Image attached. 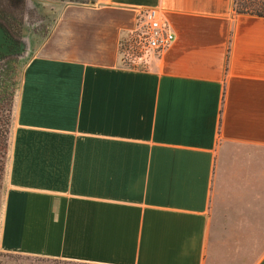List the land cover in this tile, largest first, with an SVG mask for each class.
I'll return each instance as SVG.
<instances>
[{
	"label": "crops",
	"instance_id": "1",
	"mask_svg": "<svg viewBox=\"0 0 264 264\" xmlns=\"http://www.w3.org/2000/svg\"><path fill=\"white\" fill-rule=\"evenodd\" d=\"M90 1V0H89ZM64 1L12 97L0 251L264 264V17L231 0ZM171 45L119 64L138 10Z\"/></svg>",
	"mask_w": 264,
	"mask_h": 264
},
{
	"label": "rangeland",
	"instance_id": "2",
	"mask_svg": "<svg viewBox=\"0 0 264 264\" xmlns=\"http://www.w3.org/2000/svg\"><path fill=\"white\" fill-rule=\"evenodd\" d=\"M64 1L69 0H33L29 4L28 10L25 12L24 6L22 10L21 17L19 18L18 24H19V31H16L14 28H10L12 31H15L17 34L24 35L26 32H31V29L34 25H41L42 32L40 34H31L30 40H32V43L36 41L39 37L43 36V34L47 31V28L49 27L50 23L53 20L54 14L52 11L53 7H58L55 5L56 3H62ZM25 5V0H24ZM34 16L30 19V14ZM34 20L32 23L31 21ZM43 30H45L43 32ZM122 42L118 46V60L119 64L126 67H143L146 65V60L149 58L150 54H156L151 50L145 49L142 47L141 44H138L137 42L134 43V40L130 41V44H127V42ZM28 54V53H27ZM26 54V56H27ZM24 58L20 57L18 62L14 65V72L13 75L10 76L11 82H13L12 85V97L15 92V88L19 81V76L21 72V68L24 62ZM6 73V72H5ZM6 75V74H5ZM7 76V75H6ZM6 97V94H5ZM5 97L0 99V124L2 126L7 125L9 128V125L11 123V108H10V116L7 121L4 119V113L6 108V100ZM12 105V101H11ZM4 120V121H3ZM0 264H91V263H82V262H75V261H64L60 259H50V258H44V257H36L31 255H23V254H15V253H5L0 251Z\"/></svg>",
	"mask_w": 264,
	"mask_h": 264
},
{
	"label": "trees",
	"instance_id": "3",
	"mask_svg": "<svg viewBox=\"0 0 264 264\" xmlns=\"http://www.w3.org/2000/svg\"><path fill=\"white\" fill-rule=\"evenodd\" d=\"M69 1L88 2L89 0ZM23 6L24 0H0V21L2 22V24L8 28H14L16 31H19L18 21L21 17ZM231 9L234 13L237 14H249L264 17V0H231ZM5 100L6 108L4 113V120L7 121L10 116L12 101L11 91L6 94ZM7 139L8 127L7 125L2 126L0 124V198L6 159Z\"/></svg>",
	"mask_w": 264,
	"mask_h": 264
},
{
	"label": "built area",
	"instance_id": "4",
	"mask_svg": "<svg viewBox=\"0 0 264 264\" xmlns=\"http://www.w3.org/2000/svg\"><path fill=\"white\" fill-rule=\"evenodd\" d=\"M125 40L127 44L134 40V43L157 54L171 45L174 35L164 14L158 7L152 6L138 10L135 28ZM122 42L124 40L119 45Z\"/></svg>",
	"mask_w": 264,
	"mask_h": 264
},
{
	"label": "flooded vegetation",
	"instance_id": "5",
	"mask_svg": "<svg viewBox=\"0 0 264 264\" xmlns=\"http://www.w3.org/2000/svg\"><path fill=\"white\" fill-rule=\"evenodd\" d=\"M30 14V19L34 16ZM34 19V18H33ZM34 20L31 21V23ZM0 99L5 97V94L12 90L13 82H11L10 76L13 75L15 64L20 57L24 58L28 51L24 49V43L21 41V34H17L10 28L6 27L0 21ZM41 25H34L31 29L32 34H40L42 32ZM45 30H43L44 32ZM6 72V73H5ZM7 76H6V75ZM12 92V91H11Z\"/></svg>",
	"mask_w": 264,
	"mask_h": 264
},
{
	"label": "water",
	"instance_id": "6",
	"mask_svg": "<svg viewBox=\"0 0 264 264\" xmlns=\"http://www.w3.org/2000/svg\"><path fill=\"white\" fill-rule=\"evenodd\" d=\"M33 0H25V5H24V10L25 12L28 10L29 8V4L32 2ZM89 3H93V0H90ZM2 33L1 29H0V34ZM31 32H26L24 35L21 36V41H23V45H24V49H26L28 51L29 47H30V34Z\"/></svg>",
	"mask_w": 264,
	"mask_h": 264
}]
</instances>
